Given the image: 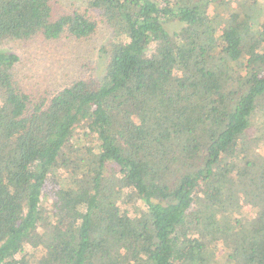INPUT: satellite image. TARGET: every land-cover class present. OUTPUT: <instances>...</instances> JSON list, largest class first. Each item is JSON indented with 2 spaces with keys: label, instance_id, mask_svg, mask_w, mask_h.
Listing matches in <instances>:
<instances>
[{
  "label": "trees",
  "instance_id": "obj_1",
  "mask_svg": "<svg viewBox=\"0 0 264 264\" xmlns=\"http://www.w3.org/2000/svg\"><path fill=\"white\" fill-rule=\"evenodd\" d=\"M88 10L113 32L104 76L36 96L2 46L98 22L0 0V264H264V163L235 172L264 100V0Z\"/></svg>",
  "mask_w": 264,
  "mask_h": 264
},
{
  "label": "rangeland",
  "instance_id": "obj_2",
  "mask_svg": "<svg viewBox=\"0 0 264 264\" xmlns=\"http://www.w3.org/2000/svg\"><path fill=\"white\" fill-rule=\"evenodd\" d=\"M88 1L53 0V4L55 18L76 10L80 13H87L90 18L98 22L97 31L90 38H64L60 41H49L39 35L32 40L11 41L2 46L19 55L20 62L15 72L16 79L28 93L41 96L76 80L100 81L104 76L107 68L105 50L111 41L113 32L101 21L98 12L88 10ZM248 12L257 15V6L254 2ZM169 29L174 31L177 28L170 25ZM251 120L252 125L247 131L246 142L252 146V149L249 153L247 147V152L245 151V155H243L244 158L236 159L235 172L243 169V159L246 162H248L247 160L255 161V167H261L264 163V100L259 104ZM240 198L239 196V200ZM260 205L261 202L251 198L247 199L246 204H243V209L250 212L254 206ZM242 216L245 214L237 215V217ZM32 251L33 248L28 247L25 253L29 254Z\"/></svg>",
  "mask_w": 264,
  "mask_h": 264
}]
</instances>
